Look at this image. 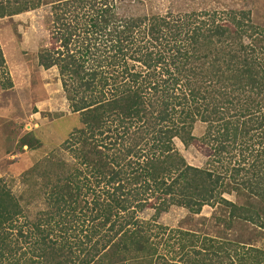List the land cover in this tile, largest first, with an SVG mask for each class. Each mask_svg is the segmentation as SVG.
Wrapping results in <instances>:
<instances>
[{"label": "trees", "instance_id": "obj_1", "mask_svg": "<svg viewBox=\"0 0 264 264\" xmlns=\"http://www.w3.org/2000/svg\"><path fill=\"white\" fill-rule=\"evenodd\" d=\"M139 4L0 0V18L49 6L37 63L56 67L79 124L21 174L38 189L0 176V264H264V27L243 10ZM4 66L0 48L3 89ZM175 140H198L202 165ZM171 205L214 208V232L157 223Z\"/></svg>", "mask_w": 264, "mask_h": 264}, {"label": "rangeland", "instance_id": "obj_2", "mask_svg": "<svg viewBox=\"0 0 264 264\" xmlns=\"http://www.w3.org/2000/svg\"><path fill=\"white\" fill-rule=\"evenodd\" d=\"M138 6L135 8L145 13H163L168 8L174 13L243 10L248 12L252 23L264 27V0H140ZM48 11L49 6L42 5L0 18V48L4 71L11 82L9 88H0V176L15 194L20 189H38L37 174L27 181L21 174L54 149L60 151V143L79 125L77 114L70 111L64 98L56 67L44 69L37 63L40 49L51 45ZM202 130L203 125L195 123L192 135L199 138ZM28 143L38 146L30 149ZM175 147L189 165L199 167L206 159L207 149L198 140L187 147L175 140ZM223 196L234 199L233 195ZM32 204L35 206L29 205V212L46 209L41 201ZM152 212V208H147L139 215L146 219ZM212 214L214 208L207 205L196 214L171 205L155 221L172 229H202L212 234L215 230Z\"/></svg>", "mask_w": 264, "mask_h": 264}]
</instances>
